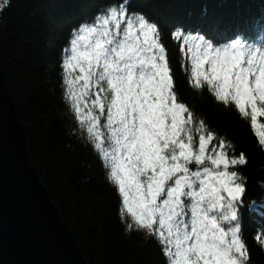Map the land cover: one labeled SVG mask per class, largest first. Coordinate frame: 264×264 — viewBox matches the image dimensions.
Here are the masks:
<instances>
[{
	"label": "trees",
	"instance_id": "1",
	"mask_svg": "<svg viewBox=\"0 0 264 264\" xmlns=\"http://www.w3.org/2000/svg\"><path fill=\"white\" fill-rule=\"evenodd\" d=\"M77 2H85V6ZM73 3L78 5L75 12L70 8L77 7ZM197 3L201 9L193 8ZM119 11L157 28L158 42L168 49L174 93L192 116L190 136L209 134L214 146H223L219 163L226 164L222 173H228L236 193L222 202L236 215L229 228L228 220H220L219 225L225 231L239 227L247 252L245 264H264V112L258 118L261 127L252 131L251 118L237 110L232 94L226 97L215 88L217 82L203 90L188 84L189 67L178 60L175 49L199 32L208 38L210 56L205 64L223 55L221 72L227 71L231 57L241 65L249 60L261 65L264 0H0L4 85L23 131L29 166L36 171L60 221L88 264H171L162 243L166 240L157 235L155 222L151 227L139 225L123 212L119 186L99 163L102 155L90 129L74 118L76 109L70 106L77 91L85 97L93 92L112 103L115 92L101 80L93 87L87 79L94 73L92 67L85 62L77 66L69 55L62 57V52L71 50L73 33L86 26L97 28L99 21ZM177 28L182 33L171 41ZM83 73L84 80L75 83L73 77ZM246 81L257 84L253 79ZM245 107L251 110L254 105ZM178 134L183 135V126ZM184 136L192 151L199 148L198 141ZM181 163L187 176L197 181L208 160ZM182 208L186 210L185 202ZM203 219L208 223L210 218ZM190 224L187 218L185 227Z\"/></svg>",
	"mask_w": 264,
	"mask_h": 264
},
{
	"label": "water",
	"instance_id": "2",
	"mask_svg": "<svg viewBox=\"0 0 264 264\" xmlns=\"http://www.w3.org/2000/svg\"><path fill=\"white\" fill-rule=\"evenodd\" d=\"M0 264H88L29 166L1 65Z\"/></svg>",
	"mask_w": 264,
	"mask_h": 264
},
{
	"label": "rangeland",
	"instance_id": "3",
	"mask_svg": "<svg viewBox=\"0 0 264 264\" xmlns=\"http://www.w3.org/2000/svg\"><path fill=\"white\" fill-rule=\"evenodd\" d=\"M189 1L192 0H188V2ZM77 3L81 7L85 6V2H81V4L79 2ZM73 5L77 7L74 8L71 5L70 8L75 12V9H78V5L75 3H73ZM81 7H79V10ZM193 8L201 9L199 3L193 4ZM203 9L205 12L206 8ZM145 34H148V32L145 31ZM80 42H82L81 39L74 40L71 46L75 47L76 44ZM64 54L65 51L62 52V57ZM94 73L103 77V73H100L97 70H94ZM97 84V82H94L92 86L94 87ZM83 91H85V89ZM72 99L74 100V103L70 106L73 110L76 109V111H73L74 118H76V120L79 119L84 126L90 129V136L93 137L91 139L94 143L100 146L99 150L103 153V156H107L109 153L108 150L110 149V151H112L111 154L113 152L116 154L112 168L110 162H105L111 154L106 159H103V162L100 164L102 167L104 166L106 169H109L113 177H118V179H116L120 186V194L123 198V212L127 215L130 214L139 225L141 224L143 226L151 227V225H154L153 221L155 220L154 228L157 230V235L163 240H166L162 243L167 244L165 252H167V255L172 256V264H189L187 262L188 253L191 254V251H194V246L198 241L205 240V238H201V234L195 236L191 229L187 234L181 235L177 230L174 231L171 228L166 227L162 221L161 225H163L161 226L160 217L158 216L157 219L154 218V212L157 210V203L156 205H150L145 189L142 184H140L141 177L143 176L142 173L148 177L153 176L155 178L154 180L161 182L165 176L169 175V171L175 170L176 164L180 161L178 158L174 159L172 154H170L172 160L165 159L153 149L154 146L152 147L149 145L150 142L154 144V141H152V139H148L147 141L148 137L143 125L146 127L148 126L153 130H158L163 126L162 118H159L162 116L159 109L157 110V107L155 106L153 109H156L157 111H147V113L143 114V112L140 111V107H137V112L141 114L143 118L133 121L128 117L124 123L125 128L129 130L138 128L135 137L136 139L130 144H123L122 141L120 142L119 136L120 132H123L124 115L118 104L103 101L96 97V94L93 92L88 95V97H85L77 91L75 92V95L72 96ZM120 120L121 125H123L122 127L120 125ZM101 129L103 130L104 138L101 137L102 140H98V135ZM106 142L108 143V146L104 145ZM184 147L185 150L189 149L187 146ZM183 154L184 152H181L179 156H183ZM197 196L198 195L195 194L194 198L197 199ZM199 202L201 203L202 201ZM119 210H121V208H119ZM211 210H213V206L208 205L204 215ZM189 239L195 241L192 246L188 244ZM222 261L225 262L222 264H229L223 257L216 258L214 264H221L219 262Z\"/></svg>",
	"mask_w": 264,
	"mask_h": 264
},
{
	"label": "bare ground",
	"instance_id": "4",
	"mask_svg": "<svg viewBox=\"0 0 264 264\" xmlns=\"http://www.w3.org/2000/svg\"><path fill=\"white\" fill-rule=\"evenodd\" d=\"M76 15V14H75ZM77 16V15H76ZM76 16L75 17H73L72 19H74V18H76ZM62 20V19H61ZM58 55V53H56V55H54L55 57ZM60 56V55H59ZM48 57V56H47ZM49 61H51V58L50 57H48L47 58ZM64 70V68H62L61 67V72H62V74H63V77L65 78V72L63 71ZM73 80H74V82L76 83V82H81V81H83L84 80V76H83V74H76L74 77H73ZM4 84H5V78H4ZM105 88H107V87H105Z\"/></svg>",
	"mask_w": 264,
	"mask_h": 264
}]
</instances>
